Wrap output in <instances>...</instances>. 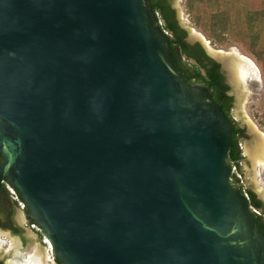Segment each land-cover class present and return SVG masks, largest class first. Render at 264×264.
<instances>
[{"label": "water", "instance_id": "1", "mask_svg": "<svg viewBox=\"0 0 264 264\" xmlns=\"http://www.w3.org/2000/svg\"><path fill=\"white\" fill-rule=\"evenodd\" d=\"M177 6L189 39L242 79V176L264 201V132L251 118L259 70L212 49ZM167 37L147 0H0V189L7 178L62 264H264L234 127L175 66ZM29 235L22 249L0 231V260L16 264L13 248L25 264H50Z\"/></svg>", "mask_w": 264, "mask_h": 264}, {"label": "trees", "instance_id": "2", "mask_svg": "<svg viewBox=\"0 0 264 264\" xmlns=\"http://www.w3.org/2000/svg\"><path fill=\"white\" fill-rule=\"evenodd\" d=\"M220 5L222 6V10ZM214 6L218 8V12L213 11L212 7ZM153 8L155 11L159 9L162 12L165 28L175 32V39L184 42L183 39L186 37L187 32L177 26V22L172 18L173 12L170 9H165L164 11L163 7L158 4H153ZM185 8L196 25H201L202 20L207 16L205 14H209V30H214L213 40L220 45L228 43L229 37L230 39L235 38L234 33H229L227 31L228 28H223V20L220 18H225L230 21L232 15L236 16V19L241 22L240 30L236 29L240 42L248 43L247 47L250 52L264 65V3L259 8V6H254V4L246 0H185ZM183 52L188 53V58L194 57L199 65L193 64L190 67L189 63L186 62L183 64L179 58L176 63L185 71L189 80L197 84L207 85L212 90L215 100L231 116L234 108L233 98L228 95L229 87L224 84V76L219 73L220 64L207 57L199 45L192 49L190 47H184L183 44ZM205 61H208L209 66L206 75L201 72V68L206 67ZM238 134V131L235 132L232 139L233 158L236 163L242 158L239 149L241 140ZM248 194L251 197L253 207L257 211H262L261 215L255 214V223L264 232V202L259 200L256 193L252 190H249ZM14 232L20 235L22 231L15 230ZM58 262L62 264L59 260Z\"/></svg>", "mask_w": 264, "mask_h": 264}, {"label": "flooded vegetation", "instance_id": "3", "mask_svg": "<svg viewBox=\"0 0 264 264\" xmlns=\"http://www.w3.org/2000/svg\"><path fill=\"white\" fill-rule=\"evenodd\" d=\"M180 1L181 0H147L152 19L156 23H158L168 35L167 38H168L169 53L171 55L172 61L174 62L175 66H177L178 68H180V70H182V68L176 63L178 58L181 59L183 64L186 63V62L189 63L190 67H192L193 64L194 65H199V63L196 61V59L194 57L188 58V56H189L188 53H184L183 52V44H184V47H187V48L190 47L192 49H194L195 47H197L199 45L202 48V50L204 51V53L206 54L207 57H209L213 61H215L218 64H220L219 73L224 76V84L229 87V90H228L227 93H228V95L230 97L233 98L234 108H233V110L231 112L232 113L231 116H233V117H231L230 114H228L227 111L222 107V105H220L215 100L212 90L207 85H201V84L194 83L193 81L189 80V78L186 75L185 71L184 70H182V71L185 74V76L187 77L189 82H191V83H193L195 85H198V86L205 87L209 91V93L212 95V98L215 100V102H217L222 107L223 111L225 112V114L229 118L231 124L234 127V131H233V134H232V137H231L232 158H233V142H232V139H233V136H234L235 132L238 131V133H239L238 135H239L240 140H241V142L239 143V149L241 151L242 158H241V160L238 163H236L234 161V163H235L234 171L236 173L237 179L239 180V182L241 184V191L250 200V211L253 214L254 219H255V214H257V212H256L257 210L253 207L252 201H251V197L248 194V191L251 190V188L246 186L245 180L243 179V176H242V175H244V173L242 174V169L244 167V164H245L246 161L249 162V158H248L249 156H248L246 148H245V145H246L245 142L247 140L248 133H247L246 127L241 125L239 123L238 119H235L234 113H233L236 110V108H237L238 98H237V94L236 93L241 91L240 90L241 86L239 87L238 84H241V80L242 79H238V80H236V82H233L231 80V78H230L229 72H228V70H227V68L225 66L224 61L221 60L220 55H216V56L212 55L210 53L209 49L199 39H197L196 36H192L189 39L188 31L182 25L181 20H180V16H179V13H178L177 3H180ZM153 4H158V5L162 6L164 11H165V9H168V10L170 9L173 12V17L172 18H174V21L177 22V26L179 28H181L182 30H185L187 32L186 37L183 39L184 42L175 39V32H172V31L167 30L165 28L164 18H163L162 12L159 9H157L155 11L154 8H153ZM193 51H195V50H193ZM205 64H206V67L201 68V72L204 75L207 74V71L209 69L208 61H205ZM191 72H193V71H191ZM233 160H234V158H233ZM4 161H5V158H4V156H2L0 162L4 163ZM6 183H9L7 178H5L2 181V187L0 189V223H1L0 231L2 233L9 232L12 235H14L15 237H17L18 238L17 240H19L20 245H21L20 248H22V249H23L24 245H26V243L28 241V236H30L29 234H31V235L34 236L35 240L40 241L41 245L45 249V246L42 243V233H43L42 229L39 227L41 229L42 233H38V232H36V231H34V230L29 228L30 224H32L34 222L28 217V213H29L28 208H27V211H25V212H23V211H21L19 209L18 205L10 197L8 189L6 187ZM258 199L263 201L259 197H258ZM258 212L260 214H257V215H261L262 211H258ZM255 221H256V219H255ZM15 230H21L22 232H21L20 235H17L14 232ZM23 242H25L24 245H23ZM11 249L14 252L13 259L16 258L15 259L16 264H20V263L21 264H23V263L25 264L26 260L28 259V256L19 254V250L20 249H18L17 251L14 250L13 248H11ZM49 263L51 264L52 262L49 261ZM0 264H4L2 260H0ZM52 264H59V262L55 258V262L52 263Z\"/></svg>", "mask_w": 264, "mask_h": 264}, {"label": "rangeland", "instance_id": "4", "mask_svg": "<svg viewBox=\"0 0 264 264\" xmlns=\"http://www.w3.org/2000/svg\"><path fill=\"white\" fill-rule=\"evenodd\" d=\"M246 1L250 2L251 4H254V6H259V8H260V5L264 3V0H246ZM182 8L189 22L191 23L192 27L198 32V34L205 40V42L212 49L217 50V51L234 52V53L236 52L238 54H241L244 57L251 59V61H253L256 64L257 69L259 70V73L261 76V80H262L263 94L261 98L253 105L251 109V118L264 132V65L263 63H261V61L256 56H254L250 52V50L247 47L248 43L246 44V42H242V43L240 42V38L239 36H237L238 34L236 33V29L240 30L241 22L238 21L236 19L237 17L234 15H232V18L230 21L225 18H220L221 20H223V28H228L227 31H229V33L231 32L234 33V36H235V38H232V39H230L229 37L228 43L220 45L215 40H213L214 30L213 31L209 30V26H210V19L208 18L209 14H205L207 16L202 20L201 25L200 24L196 25V23L193 21L191 16L186 11L185 0L182 1ZM212 8H213V11L218 12L217 7L214 6ZM220 8L222 10L221 5H220Z\"/></svg>", "mask_w": 264, "mask_h": 264}, {"label": "built area", "instance_id": "5", "mask_svg": "<svg viewBox=\"0 0 264 264\" xmlns=\"http://www.w3.org/2000/svg\"><path fill=\"white\" fill-rule=\"evenodd\" d=\"M44 246H45V249H46V252H47V255H48L49 260L52 263H54L55 262V258H54V247H53L52 242L50 241L47 244H45Z\"/></svg>", "mask_w": 264, "mask_h": 264}, {"label": "bare ground", "instance_id": "6", "mask_svg": "<svg viewBox=\"0 0 264 264\" xmlns=\"http://www.w3.org/2000/svg\"><path fill=\"white\" fill-rule=\"evenodd\" d=\"M236 53V52H235ZM238 54V53H237ZM247 58V57H246ZM249 59V58H248ZM251 61V59H249ZM254 65H256L253 61H251ZM257 67V66H256ZM45 250V249H44ZM46 251V250H45ZM50 261V260H49ZM28 264H39L38 260L37 261H34V262H31V263H28ZM52 264V263H51Z\"/></svg>", "mask_w": 264, "mask_h": 264}]
</instances>
